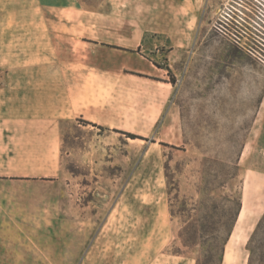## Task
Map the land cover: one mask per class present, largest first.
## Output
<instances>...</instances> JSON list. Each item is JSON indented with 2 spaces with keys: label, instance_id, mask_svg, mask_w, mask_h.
<instances>
[{
  "label": "rangeland",
  "instance_id": "374dc122",
  "mask_svg": "<svg viewBox=\"0 0 264 264\" xmlns=\"http://www.w3.org/2000/svg\"><path fill=\"white\" fill-rule=\"evenodd\" d=\"M53 2L0 0V59L42 47L15 41L37 30L27 20L79 4L101 12L84 19L148 29L142 53L170 69L173 83L165 68L152 78L172 93L154 121L147 107L117 110L116 127L63 121L57 182L0 187V264H194L178 233L213 158L238 165L242 207L224 264H246L264 212V0Z\"/></svg>",
  "mask_w": 264,
  "mask_h": 264
},
{
  "label": "crops",
  "instance_id": "0c3cea01",
  "mask_svg": "<svg viewBox=\"0 0 264 264\" xmlns=\"http://www.w3.org/2000/svg\"><path fill=\"white\" fill-rule=\"evenodd\" d=\"M55 11L54 20H27L37 30L15 39L42 45L36 54L11 49L0 59V187L57 182L63 121L116 127L117 110L127 115L130 107H147L154 121L172 93L152 78L162 68L142 53L148 29L137 21L84 19L101 12L79 4Z\"/></svg>",
  "mask_w": 264,
  "mask_h": 264
},
{
  "label": "trees",
  "instance_id": "16d2710c",
  "mask_svg": "<svg viewBox=\"0 0 264 264\" xmlns=\"http://www.w3.org/2000/svg\"><path fill=\"white\" fill-rule=\"evenodd\" d=\"M165 68L171 79L170 69ZM85 125L101 128L100 125L83 121ZM135 138L133 135H128ZM199 187L200 199L193 207L194 214L179 230L178 237L184 248L196 251L194 264H223L226 245L237 222L242 202L235 188L238 177L237 162L227 163L217 158L205 160ZM229 191H226V189ZM246 264H264V212L257 220L245 244Z\"/></svg>",
  "mask_w": 264,
  "mask_h": 264
},
{
  "label": "bare ground",
  "instance_id": "6f19581e",
  "mask_svg": "<svg viewBox=\"0 0 264 264\" xmlns=\"http://www.w3.org/2000/svg\"><path fill=\"white\" fill-rule=\"evenodd\" d=\"M228 257H227V254L226 255H224V261H226V259H227Z\"/></svg>",
  "mask_w": 264,
  "mask_h": 264
}]
</instances>
